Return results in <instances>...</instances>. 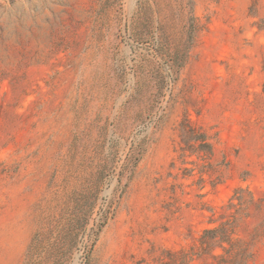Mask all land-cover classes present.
Masks as SVG:
<instances>
[{
  "label": "rangeland",
  "instance_id": "rangeland-1",
  "mask_svg": "<svg viewBox=\"0 0 264 264\" xmlns=\"http://www.w3.org/2000/svg\"><path fill=\"white\" fill-rule=\"evenodd\" d=\"M0 264H264V0H0Z\"/></svg>",
  "mask_w": 264,
  "mask_h": 264
},
{
  "label": "trees",
  "instance_id": "trees-1",
  "mask_svg": "<svg viewBox=\"0 0 264 264\" xmlns=\"http://www.w3.org/2000/svg\"><path fill=\"white\" fill-rule=\"evenodd\" d=\"M208 232H213V230H210V231H208Z\"/></svg>",
  "mask_w": 264,
  "mask_h": 264
}]
</instances>
